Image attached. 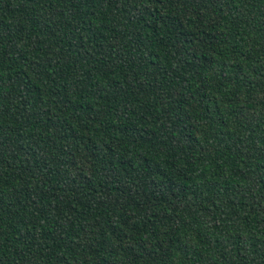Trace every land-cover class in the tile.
Listing matches in <instances>:
<instances>
[{
    "label": "trees",
    "instance_id": "16d2710c",
    "mask_svg": "<svg viewBox=\"0 0 264 264\" xmlns=\"http://www.w3.org/2000/svg\"><path fill=\"white\" fill-rule=\"evenodd\" d=\"M0 264H264V0H0Z\"/></svg>",
    "mask_w": 264,
    "mask_h": 264
}]
</instances>
